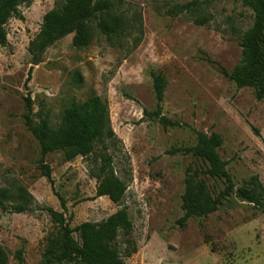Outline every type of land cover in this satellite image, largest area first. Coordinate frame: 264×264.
<instances>
[{"label":"rangeland","instance_id":"1","mask_svg":"<svg viewBox=\"0 0 264 264\" xmlns=\"http://www.w3.org/2000/svg\"><path fill=\"white\" fill-rule=\"evenodd\" d=\"M111 1V15L123 19L118 35L109 37L96 20L86 47H76L69 34L30 52L45 14L64 0H29L19 7L23 18L6 24L8 44L0 45V244L9 253L7 264H45L48 241L60 233L47 208L64 213L80 242L81 223H102L123 207L133 223L131 233L115 242L125 264H264V209L236 189L215 212L181 223L191 176L198 173L214 195L226 187L191 151L198 132L222 136L219 153L236 187L253 186L257 178L264 186V98L221 68L231 72L240 63L253 10L243 0ZM153 72L167 80L163 114L174 125L154 115ZM93 95L107 102L115 139L71 161L61 150L43 154L26 125L27 99L35 124L48 115L56 127L66 107ZM103 154L128 186L120 203L96 196ZM21 188L34 198L18 212Z\"/></svg>","mask_w":264,"mask_h":264},{"label":"trees","instance_id":"2","mask_svg":"<svg viewBox=\"0 0 264 264\" xmlns=\"http://www.w3.org/2000/svg\"><path fill=\"white\" fill-rule=\"evenodd\" d=\"M29 0H0V45L8 44L6 24L12 17L23 18L19 7ZM254 12V23L241 38L242 58L233 71L222 67L226 77L239 87H253L259 99L264 98V0H243ZM111 0H64L62 5L48 11L43 19L41 31L30 44V52L37 54L55 42L74 34L73 44L86 47L91 42V23L98 20V26L109 37L118 35L123 25L120 16L111 15ZM205 24L206 19H197ZM156 90L157 108L154 111L163 125L175 122L163 114V101L167 80L162 74L152 73ZM28 113L25 116L27 127L33 132L41 145L42 153L61 150L67 161L78 156H89L98 142L115 139L116 134L110 120L109 107L100 96L93 95L85 101H73L63 112L61 122L54 127L48 115L42 116L38 124L32 119V102L27 99ZM223 143L218 133L209 135L198 132V143L191 148L193 154L207 165L206 174L223 178L226 187L217 195L210 192L205 180L191 176L187 180L184 194L185 215L181 223L185 224L195 216H208L215 212L236 189L237 194L257 208L264 209V186L257 178L253 186L236 187L227 162L222 159L219 148ZM47 176L51 178L48 170ZM97 197L108 196L114 203H120L127 191V184L115 174L112 157L102 155V163L97 174ZM4 197L8 195L3 192ZM18 212L28 209L33 196L25 189H20ZM62 200V199H61ZM63 203V201H62ZM3 208L6 205L2 202ZM53 220L60 227V233L51 237L43 255L45 264L55 262H77L78 264H125L123 256L115 242L120 233H131L133 223L127 207L112 214L102 223L83 222L76 231L80 234L78 242L74 230L66 222L63 212L47 208ZM137 251L133 248L126 252L131 256ZM8 251L0 244V264H7ZM19 260L23 259V249L16 252Z\"/></svg>","mask_w":264,"mask_h":264},{"label":"water","instance_id":"3","mask_svg":"<svg viewBox=\"0 0 264 264\" xmlns=\"http://www.w3.org/2000/svg\"><path fill=\"white\" fill-rule=\"evenodd\" d=\"M37 62H35V64H36Z\"/></svg>","mask_w":264,"mask_h":264}]
</instances>
